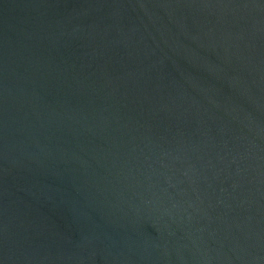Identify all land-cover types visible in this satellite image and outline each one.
Wrapping results in <instances>:
<instances>
[{
	"label": "water",
	"instance_id": "1",
	"mask_svg": "<svg viewBox=\"0 0 264 264\" xmlns=\"http://www.w3.org/2000/svg\"><path fill=\"white\" fill-rule=\"evenodd\" d=\"M0 264H264V0H0Z\"/></svg>",
	"mask_w": 264,
	"mask_h": 264
}]
</instances>
